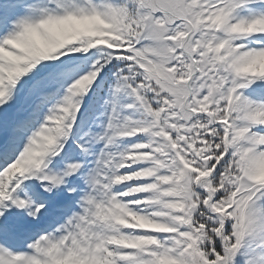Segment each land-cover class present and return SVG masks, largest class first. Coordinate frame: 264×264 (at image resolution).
Here are the masks:
<instances>
[{
    "label": "snow or ice",
    "instance_id": "1",
    "mask_svg": "<svg viewBox=\"0 0 264 264\" xmlns=\"http://www.w3.org/2000/svg\"><path fill=\"white\" fill-rule=\"evenodd\" d=\"M0 264H264V0H0Z\"/></svg>",
    "mask_w": 264,
    "mask_h": 264
}]
</instances>
